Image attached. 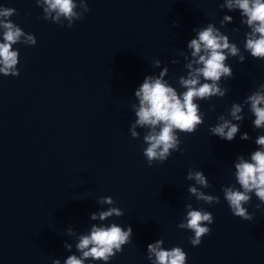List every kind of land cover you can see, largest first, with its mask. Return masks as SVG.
<instances>
[{
    "label": "water",
    "instance_id": "water-1",
    "mask_svg": "<svg viewBox=\"0 0 264 264\" xmlns=\"http://www.w3.org/2000/svg\"><path fill=\"white\" fill-rule=\"evenodd\" d=\"M73 2L75 11L83 13L85 3L89 11L68 28L64 17L52 19L55 13L45 19L47 6H38V0H0V7L16 10L11 22L37 40L35 46L12 45L19 50L18 78L0 74V264H53L55 259L64 264L71 255L81 256L79 236L90 234L93 225L113 223L124 230L130 226L133 236L109 264H151L147 246L157 240L164 250L181 247L186 264H264V204L257 210L261 202L250 193L245 207L253 219L241 220L222 192L239 188L234 165L238 157L250 161L259 150L257 137L264 135L254 127L251 105L244 103L264 85V61L245 50L251 29L241 23L239 10L229 11L228 0ZM209 23L240 49L225 61L233 77L218 82L227 92L197 101L204 124L193 134H179L180 150H170L167 161L149 167L143 155L147 129L138 127V138L130 132L136 119L132 105L139 106L135 90L146 76L159 78L167 67L163 79L178 94L185 91L179 80L192 59L187 43L195 38L193 29ZM234 103L242 106V121L230 115ZM221 116L239 124L231 142L209 132ZM244 133L248 140L240 139ZM190 169L202 171L210 187L187 179ZM190 186L220 203L199 201ZM105 197L113 204L102 203ZM189 204L214 218L207 225L211 234L195 247L189 241L194 234L177 227ZM115 207L124 215L91 219ZM85 264L104 262L89 258Z\"/></svg>",
    "mask_w": 264,
    "mask_h": 264
},
{
    "label": "clouds",
    "instance_id": "clouds-1",
    "mask_svg": "<svg viewBox=\"0 0 264 264\" xmlns=\"http://www.w3.org/2000/svg\"><path fill=\"white\" fill-rule=\"evenodd\" d=\"M46 5L44 8L45 19L49 18L51 13L56 15L53 20L59 21L61 17L67 19L66 27L71 28L73 21L83 19L84 13L89 11L87 3L83 4L84 12H77L78 5L73 0H38V6ZM226 7L231 11L233 8L239 10L242 17L241 23L245 24L251 31L246 33L245 50L249 51L254 59L264 61V0H228ZM16 14L12 8L0 7V29H3V43H0V74L3 77L18 78V54L19 50H12V45L17 42L35 46L37 40L33 34L26 35L24 31L11 22L10 17ZM246 18V19H245ZM225 21L231 22V16H225ZM63 27V25H62ZM195 38L187 43V48L191 50V62L186 67L188 74L181 77L180 85L185 89L182 93L171 86L163 79L168 69L165 67L159 75H148L143 83L135 90V97L139 102L132 108L135 112V123L132 124L130 132L132 138H138L137 128L147 129L143 136V142L147 145L143 149V155L146 157L148 166L154 163H163L168 160L172 152L180 150V135H190L198 130V126L204 124L203 113L200 111V105L197 101H207L213 97H224L227 89L222 88L218 82L228 80L233 77V71L230 66L225 64L229 56H237L240 49L236 44H230L227 35L221 32L211 23L206 27L193 29ZM25 40L21 41V37ZM185 59H188L186 56ZM244 57H240L243 63ZM160 61L156 60L154 66L159 68ZM172 63H178L173 60ZM196 65V67H194ZM201 78L204 81L201 82ZM264 85L253 92L244 101L251 105V112L255 116L253 121L256 129H264ZM196 101V102H194ZM210 110L214 111V108ZM242 106L232 104L230 115L235 121H242ZM220 123L209 128L211 135L219 137L228 142L233 141L240 131L239 124L220 117ZM241 140H248L249 136L244 133L240 136ZM256 145L259 150L251 155V160L247 161L243 157H238L239 162L235 163V180L239 188L234 186L223 187L222 192L224 200L231 210L234 217L241 220L251 221L253 215H250L245 205H248L252 199L250 193L261 202L256 205L257 210L264 204V135L258 136ZM172 150V152H170ZM187 179L194 180L196 184L208 188L210 184L202 171L189 170ZM242 189V190H241ZM188 191L199 201L206 204H219L220 199L217 196L205 195L195 186H190ZM102 203L113 204L111 197L102 198ZM188 211L184 222L177 225L179 229H185L194 235L189 237L192 246H199L202 238L211 234V229L207 225L214 223L213 215L204 210L193 209L191 204L186 206ZM123 211L118 208H110L108 211H102L91 216L92 220L103 221L112 216H123ZM71 234V229H69ZM133 230L130 226L127 230L122 229L113 223L110 226H92L90 234L78 237L79 242L76 249L81 253L69 256L64 264H85V260L91 258L93 261H103L109 264L110 258L113 259L117 253L122 251L121 245L129 244ZM163 241L157 240L147 246V257L151 264H186L187 254L181 247H174L171 250L161 248ZM65 248L71 250V245L65 244ZM113 249L116 251L114 252ZM155 257V260L152 258ZM53 264H61L59 259L53 260Z\"/></svg>",
    "mask_w": 264,
    "mask_h": 264
}]
</instances>
